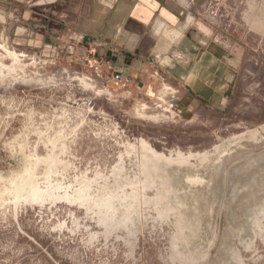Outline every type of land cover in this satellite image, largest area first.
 <instances>
[{"label":"rangeland","instance_id":"obj_1","mask_svg":"<svg viewBox=\"0 0 264 264\" xmlns=\"http://www.w3.org/2000/svg\"><path fill=\"white\" fill-rule=\"evenodd\" d=\"M177 1L238 38L236 107L0 33V264H264V0Z\"/></svg>","mask_w":264,"mask_h":264},{"label":"crops","instance_id":"obj_2","mask_svg":"<svg viewBox=\"0 0 264 264\" xmlns=\"http://www.w3.org/2000/svg\"><path fill=\"white\" fill-rule=\"evenodd\" d=\"M224 32L177 0H0L3 37L79 64L107 61L104 71L133 75L138 89L139 77L160 73L180 89L176 109L188 117L239 102L247 64Z\"/></svg>","mask_w":264,"mask_h":264},{"label":"built area","instance_id":"obj_3","mask_svg":"<svg viewBox=\"0 0 264 264\" xmlns=\"http://www.w3.org/2000/svg\"><path fill=\"white\" fill-rule=\"evenodd\" d=\"M109 63L107 61H104L102 64H95L93 65L94 70L96 71V73H99L101 71H103V66H107ZM155 74H158L157 72H155ZM106 80H110L115 82V84L117 85H121V86H125V87H129L133 84H138L139 80L137 78H135L133 75H128V74H124V73H113L112 75H109L108 78H106ZM144 83V82H143Z\"/></svg>","mask_w":264,"mask_h":264}]
</instances>
